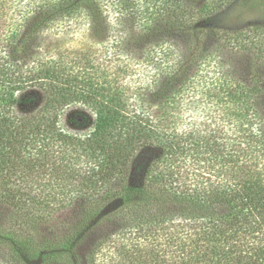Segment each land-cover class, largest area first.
<instances>
[{
    "label": "trees",
    "instance_id": "obj_1",
    "mask_svg": "<svg viewBox=\"0 0 264 264\" xmlns=\"http://www.w3.org/2000/svg\"><path fill=\"white\" fill-rule=\"evenodd\" d=\"M0 264H264V0H0Z\"/></svg>",
    "mask_w": 264,
    "mask_h": 264
},
{
    "label": "rangeland",
    "instance_id": "obj_2",
    "mask_svg": "<svg viewBox=\"0 0 264 264\" xmlns=\"http://www.w3.org/2000/svg\"><path fill=\"white\" fill-rule=\"evenodd\" d=\"M257 16V15H256ZM256 16H251V17H249L247 20H246V22H249V20L251 21V20H254L255 21V19L257 18ZM61 39L62 40V42H64L66 45H68V44H70V43H76V42H78L79 41V39L81 38V37H76V38H71L70 37V33H68V34H66L65 33V35L64 34H60V37H58V36H56V35H53L50 39H47V41H53V40H56V39ZM81 43V42H80ZM84 249L85 250H93L94 248H93V246L91 245V243L88 245H86L85 247H84ZM84 251V250H83Z\"/></svg>",
    "mask_w": 264,
    "mask_h": 264
}]
</instances>
